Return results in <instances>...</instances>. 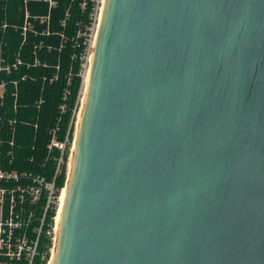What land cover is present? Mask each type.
Listing matches in <instances>:
<instances>
[{"label": "water", "instance_id": "water-1", "mask_svg": "<svg viewBox=\"0 0 264 264\" xmlns=\"http://www.w3.org/2000/svg\"><path fill=\"white\" fill-rule=\"evenodd\" d=\"M51 264H264V0H104Z\"/></svg>", "mask_w": 264, "mask_h": 264}, {"label": "built area", "instance_id": "built-area-1", "mask_svg": "<svg viewBox=\"0 0 264 264\" xmlns=\"http://www.w3.org/2000/svg\"><path fill=\"white\" fill-rule=\"evenodd\" d=\"M9 1L0 0V264H51L58 233L56 214L70 170L76 130L69 138L68 128L59 139V117L47 128L44 161H36L31 154L37 147L29 144L26 129L33 126L36 130L39 123L19 114L20 107L27 105L20 104V84L36 81L42 91L46 84L57 81L60 56L51 74L35 70L48 68L47 55L53 50L60 53L70 43L74 49L71 60L78 64L76 75L81 79L72 112L77 128L104 0H68L58 20V31L51 28V12L58 8L59 0H41L47 3L45 14L33 13L28 6L30 0H22L13 20L8 17ZM12 33H19L21 38L17 47L9 51L8 37ZM53 34L58 37L56 45L43 38ZM72 68L70 65L66 73L68 83L74 74ZM68 92L67 88L62 91L60 113L66 111L64 100ZM36 95L32 98L33 107L40 110L44 97ZM51 160L53 173L46 165ZM63 173L64 182L59 185L57 178Z\"/></svg>", "mask_w": 264, "mask_h": 264}, {"label": "trees", "instance_id": "trees-1", "mask_svg": "<svg viewBox=\"0 0 264 264\" xmlns=\"http://www.w3.org/2000/svg\"><path fill=\"white\" fill-rule=\"evenodd\" d=\"M68 4V0H59L58 8L52 10L51 12V28L53 31L59 30V22L58 20L63 16L64 9ZM9 19L13 20L16 18V15L19 14V7L22 5V0H10L9 1ZM29 8L33 13L37 14H45L47 11V3L41 0H30L28 3ZM15 16V18H14ZM12 37H8L9 44L8 50L11 51L15 49L20 42V34L12 33L10 34ZM46 41L51 42V44L56 45L58 37L53 34L49 37H43ZM74 51L70 43H67L64 49L58 53L56 50L48 54L49 67L48 68H39V70H35V72H44L47 74H51L55 65L57 64L58 56H60V77L57 81H53L50 84H46L44 89L41 91V85L39 82H33L27 80L25 82H21V94H20V104H27L26 106H21L19 109V114L21 117L28 116L31 118V122L38 121L39 128L36 130L33 126L27 127V134H29L28 142L29 144H35L37 149L31 154L36 161H44L45 158V150L44 146L46 141L48 140L47 128L49 126H53L57 119L60 117L57 122L60 125V131L58 132V138L62 139L69 128V138H72L73 129H74V121H72V112L75 107V102L77 98V94L80 88L81 79L78 75H76V71L78 68V64L72 62L71 53ZM72 65L73 76L70 78V82L68 83L66 80V73L68 72V68ZM34 73V72H33ZM64 88H67L69 91L67 94V98L64 100L66 103V111L64 113H60L59 105L63 101L62 91ZM36 94H42L44 97V103L41 106L40 110H37L33 107V97L37 96ZM27 95L29 97L27 98ZM8 104H12L9 102ZM74 119V118H73ZM71 122V123H70ZM27 138V137H26ZM49 162V163H48ZM47 166L51 172H54V163L53 161H47ZM64 182V173L61 174L57 178V183L59 185H63Z\"/></svg>", "mask_w": 264, "mask_h": 264}, {"label": "bare ground", "instance_id": "bare-ground-1", "mask_svg": "<svg viewBox=\"0 0 264 264\" xmlns=\"http://www.w3.org/2000/svg\"><path fill=\"white\" fill-rule=\"evenodd\" d=\"M89 74H90V67H89V70L87 72V77H86V80H85V86L86 87L84 88L85 92H84V97H83V101H82V105H81V109H80V113H79V117H78L77 128L79 126L80 119H81L82 107H83L84 100H85V96H86V91H87V86H88V80H89ZM73 148H74V146H73ZM71 161H72V158H71ZM70 167H71V163H70ZM65 192H66V187L62 191L61 198H60V205L58 207V211H57V214H56V223H57V227L58 228H59V222H60V217H61L62 205H63V201H64V198H65ZM55 248H56V244H55ZM55 248L53 250V255L55 253Z\"/></svg>", "mask_w": 264, "mask_h": 264}, {"label": "rangeland", "instance_id": "rangeland-1", "mask_svg": "<svg viewBox=\"0 0 264 264\" xmlns=\"http://www.w3.org/2000/svg\"><path fill=\"white\" fill-rule=\"evenodd\" d=\"M86 87V86H85ZM84 92H85V90H84ZM83 97H84V95H83ZM82 101H83V99H82ZM76 128V124H75V127H74V131L76 130L75 129ZM73 144H74V142H73ZM74 146V145H73ZM70 148H71V144H70ZM72 158V157H71Z\"/></svg>", "mask_w": 264, "mask_h": 264}]
</instances>
